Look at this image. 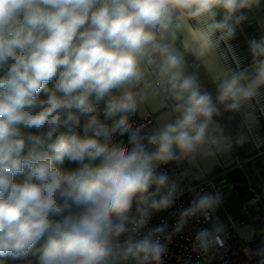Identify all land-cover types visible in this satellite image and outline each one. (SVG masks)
Masks as SVG:
<instances>
[{"label": "clouds", "instance_id": "clouds-1", "mask_svg": "<svg viewBox=\"0 0 264 264\" xmlns=\"http://www.w3.org/2000/svg\"><path fill=\"white\" fill-rule=\"evenodd\" d=\"M259 3L0 0V260L112 264L113 243L173 203L176 184L158 165L219 145L213 117L264 88V37L249 42L250 68L213 76L215 100L185 60L189 53L207 66L222 43L234 55L241 10ZM154 99L170 111L144 137L129 116ZM117 133L129 134L131 147L112 144ZM219 201L200 195L176 231ZM164 231L135 243L129 235L125 257L159 264L166 249L154 237ZM210 236L198 233L201 249Z\"/></svg>", "mask_w": 264, "mask_h": 264}, {"label": "crops", "instance_id": "crops-1", "mask_svg": "<svg viewBox=\"0 0 264 264\" xmlns=\"http://www.w3.org/2000/svg\"><path fill=\"white\" fill-rule=\"evenodd\" d=\"M241 11L247 18L236 26L235 35L230 39V43L234 49V55L228 53L222 43L221 51L218 52L215 57L209 58L208 64L205 66L196 61L191 54L185 53V60L187 63L186 70L189 73L198 74L202 86L211 93L214 100L217 96V84L213 80V76H218L221 73L233 70L239 71L246 67L250 68L251 56L249 54V42L252 39L259 40L261 37H264V0H260V3L253 6L251 9H244ZM177 47L179 48V44H177ZM225 56L227 57L226 59ZM169 111L170 109L165 107L159 99H154L144 104L135 114H131L130 117L133 119H140L144 116L152 117V126L140 134L146 137L164 122L165 113ZM213 121L214 127L217 125L216 121H231L229 125L233 124L239 126L238 130L240 133H243V136L233 137L231 138V142L226 144L225 140L220 137L216 129L215 134L220 138L219 145H206V147L213 151L215 150L220 155L216 167H214L211 173V178L204 179L199 174L187 169V167L183 165V160L185 158L183 157L181 168L185 179L191 184L213 180V177L226 173L230 167H233L236 159L239 157L246 161L247 170L254 180L259 183L260 205H264V88L260 89V94L256 98L244 103L238 110H225L221 107L220 113L213 117ZM128 137L129 134L123 135L120 137L119 143L122 142L124 145L128 144ZM143 142L147 143L146 139ZM151 147L152 146H149V148ZM246 189L247 188H244V191H246ZM248 190L250 191L249 188ZM211 192L213 195L219 194L220 197L219 203L214 205L213 209H211L213 230L219 227L222 228V231L233 229L237 233L236 224L233 221L234 216L225 210L223 213L226 221L221 222L219 213L221 206L227 209V207L236 204L239 198L238 193L224 180H213L211 182ZM247 199H249V196ZM250 200L252 199L250 198ZM261 213L262 210L259 209V214L252 218L253 223L257 216H261ZM254 225L256 226L255 223ZM243 235H245L247 240L242 244L248 247H253L257 241L261 239L257 233ZM248 242H251V245H247ZM261 250H264V243L262 244L260 251ZM263 257L262 255L255 257L254 264H262L260 261ZM1 263L6 264L4 261Z\"/></svg>", "mask_w": 264, "mask_h": 264}, {"label": "built area", "instance_id": "built-area-1", "mask_svg": "<svg viewBox=\"0 0 264 264\" xmlns=\"http://www.w3.org/2000/svg\"><path fill=\"white\" fill-rule=\"evenodd\" d=\"M100 107L103 108V105ZM100 119L104 120L103 114L100 115ZM106 122L111 124L110 121ZM129 122L133 130L139 129V134H141L152 126L153 119L150 116H144L140 119H133L129 116ZM78 131L81 135L83 134L82 130ZM120 137L122 136L118 133L114 134L111 143H119ZM126 145L131 147L129 143ZM182 160L183 158L178 161H170L157 167L158 172L166 173L169 176L170 183L174 182L176 184L173 203L166 209L152 211L148 223L139 233L126 234L114 242L109 260L112 261V264H135L130 255L127 257L124 255L128 236L131 235L132 242L135 243L151 230L163 226L165 231L156 234V237H154L159 238L166 249L162 254L159 264H254V259L259 256L260 249L264 243V237L248 249V246L240 242L237 233L233 229L215 232L212 228L213 218L211 209L184 218L185 223L179 231H176V226L182 219L181 213L189 208L194 200H197L203 194L213 195L210 180L191 184L185 179L181 168ZM259 201V196L253 194L251 203ZM135 207L134 205L132 209L133 215L136 214ZM254 223L257 228L264 229V206L263 214L257 216ZM205 229L212 233V236H210L212 243L207 250L201 249L196 240L198 233ZM216 237L219 238L220 243H216ZM19 263L24 264L23 261H19Z\"/></svg>", "mask_w": 264, "mask_h": 264}, {"label": "rangeland", "instance_id": "rangeland-1", "mask_svg": "<svg viewBox=\"0 0 264 264\" xmlns=\"http://www.w3.org/2000/svg\"><path fill=\"white\" fill-rule=\"evenodd\" d=\"M52 87L53 85L49 84V88ZM41 98H45L43 93H41ZM229 123H231V121H216V124L219 126L217 128L218 133L220 137L225 140L226 144L231 142V138L233 137L236 138L237 136H243V133H240L238 130L239 126H235L233 124L229 125ZM214 151L205 146L196 153L185 157L183 160V165L187 167V169L199 174L204 179L211 178V173L213 172L214 167H216V163L220 158L219 153ZM63 167L75 168L76 165L70 164L66 161ZM213 180L226 181V183L230 185L231 188H233L239 195L236 204L227 207V209H224L223 206L220 207V221H226L223 211L227 210L234 216L233 221L236 224L235 227L241 243H244L247 240L243 234L257 233L260 238H263L264 229L257 228V226L254 225L252 218L253 216L259 214V209L262 210L261 215L263 214L264 205H260L261 201L252 203L251 205H246L251 203L252 200H250V198H253V194H257L259 196V183L254 180L252 175L247 170L246 161L238 157L233 167H230L226 173L213 177ZM213 180L210 181L212 182ZM244 188H247L246 191H244ZM248 196L249 199H247ZM248 244L251 245V242H248L247 245ZM2 261H4L6 264H19L18 261H13L11 259H6V261L0 260V264H2ZM260 262H264V257Z\"/></svg>", "mask_w": 264, "mask_h": 264}, {"label": "bare ground", "instance_id": "bare-ground-1", "mask_svg": "<svg viewBox=\"0 0 264 264\" xmlns=\"http://www.w3.org/2000/svg\"><path fill=\"white\" fill-rule=\"evenodd\" d=\"M251 204V203H250ZM251 248V247H248V249Z\"/></svg>", "mask_w": 264, "mask_h": 264}]
</instances>
